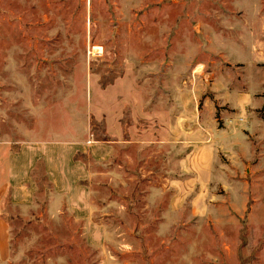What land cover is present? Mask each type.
<instances>
[{"label": "rangeland", "instance_id": "rangeland-1", "mask_svg": "<svg viewBox=\"0 0 264 264\" xmlns=\"http://www.w3.org/2000/svg\"><path fill=\"white\" fill-rule=\"evenodd\" d=\"M11 155L0 264H264V0H0Z\"/></svg>", "mask_w": 264, "mask_h": 264}, {"label": "crops", "instance_id": "crops-1", "mask_svg": "<svg viewBox=\"0 0 264 264\" xmlns=\"http://www.w3.org/2000/svg\"><path fill=\"white\" fill-rule=\"evenodd\" d=\"M203 139L206 140L207 139L206 136H205V138H202V140ZM189 140L191 142H194L193 145L191 144L193 146L191 148L192 155H193L194 151L196 152V156H194V158L192 159L193 169H195L197 171L198 170V164L203 165L204 163L207 164L208 169H209V163H207V161H204V163H203V158L198 157V149H199V151L208 150L209 146L207 144L198 146V144H197L198 138L197 139L190 138ZM199 141H201V138L199 139ZM240 142L242 143L241 145L244 146V141L240 140ZM236 147L240 149V147H238V146H236ZM25 150L26 149H24V147H21L19 149V153H18L19 156H22L25 153ZM12 156L13 155H11V157L8 159V162L6 163L4 178L0 179V204H1L2 200L4 199V197L6 196V193L10 187L12 188V190H11L12 195L11 196L13 198L15 197L16 187L14 186V182L16 179L21 180L23 178V175H24L25 170L24 171L22 170V173L20 174V176L19 177L16 176V173L14 171V165H13L14 159H12L14 157H12ZM43 159H45V161H46V168H47L48 175L50 176L51 179H54V174L60 173L59 170L57 171V169H56L55 170L56 172H55L53 169V164H54L55 159H56V154L53 155V153H48L47 155H43ZM186 159L187 158H184V157L178 158V166H185ZM21 164H23V166H25V168L27 167V165L24 161L20 162L19 166ZM30 168L31 167L29 166V169ZM25 176H26V174H25ZM25 178L26 177H24L23 179H25ZM8 256H9L8 226H7V223L5 222V220L0 216V260L5 261V260H7Z\"/></svg>", "mask_w": 264, "mask_h": 264}]
</instances>
